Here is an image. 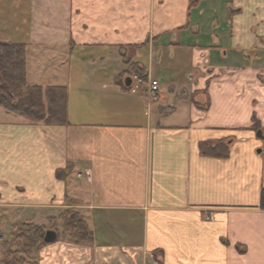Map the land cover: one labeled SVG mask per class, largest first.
<instances>
[{"label":"crops","instance_id":"0c3cea01","mask_svg":"<svg viewBox=\"0 0 264 264\" xmlns=\"http://www.w3.org/2000/svg\"><path fill=\"white\" fill-rule=\"evenodd\" d=\"M13 10L23 22L0 42L25 46L28 86L67 89V122L0 107V243L20 223L61 232L75 209L91 244L60 237L37 264H264V0ZM126 60L159 82L155 99L126 90ZM202 142L227 158L202 156Z\"/></svg>","mask_w":264,"mask_h":264},{"label":"trees","instance_id":"16d2710c","mask_svg":"<svg viewBox=\"0 0 264 264\" xmlns=\"http://www.w3.org/2000/svg\"><path fill=\"white\" fill-rule=\"evenodd\" d=\"M198 0H190V7ZM126 75H139L146 79L147 72L138 63L126 60ZM119 80V81H120ZM121 82V81H120ZM125 81H123V84ZM125 87V86H124ZM127 90V87H125ZM67 89L65 87L28 86L26 83V50L23 44L0 42V107L6 112L20 116L28 122L45 125H64L66 118ZM198 105V104H195ZM204 157L227 158L228 148L222 142H202L198 146ZM56 177L65 178L59 171ZM47 232L55 234V240L64 237L77 245H89L92 234L82 215L75 209L65 210L61 215V232L53 223L50 227L20 223L12 227L9 237L0 243L2 264H37L34 252L48 244Z\"/></svg>","mask_w":264,"mask_h":264},{"label":"rangeland","instance_id":"374dc122","mask_svg":"<svg viewBox=\"0 0 264 264\" xmlns=\"http://www.w3.org/2000/svg\"><path fill=\"white\" fill-rule=\"evenodd\" d=\"M216 2V1H215ZM14 4H16L17 6L19 5V0H0V17L3 19L4 22V29L6 30H2L0 31V41H9V39H13V35L18 34V32H16L14 30V28L16 26H18V24H20V22H23L24 17L19 15V18L16 17V10H13ZM8 7V10L6 11L3 7ZM20 7V6H19ZM17 9V8H16ZM20 10H22V12H24V8L22 9L20 7V9H17V11L19 12ZM5 12V15L2 14V12ZM196 13L193 12V18H195ZM2 26V24L0 25ZM2 28V27H1ZM165 79L163 80V83ZM12 231L11 229H8V232H6L4 234V237L7 238L9 236V232ZM34 256V255H33ZM1 257V256H0Z\"/></svg>","mask_w":264,"mask_h":264},{"label":"built area","instance_id":"2783aa9c","mask_svg":"<svg viewBox=\"0 0 264 264\" xmlns=\"http://www.w3.org/2000/svg\"><path fill=\"white\" fill-rule=\"evenodd\" d=\"M129 84L127 86L128 91L131 94H135L139 91H145L147 95L153 99L156 98V95L159 90V82L152 78H142L139 75H130L128 77ZM87 176V175H86ZM3 240V235L0 231V241Z\"/></svg>","mask_w":264,"mask_h":264},{"label":"water","instance_id":"95a60500","mask_svg":"<svg viewBox=\"0 0 264 264\" xmlns=\"http://www.w3.org/2000/svg\"><path fill=\"white\" fill-rule=\"evenodd\" d=\"M128 84H129V80H127L126 85H128ZM45 241L47 243H51V242L55 241V234L53 232H47L46 236H45Z\"/></svg>","mask_w":264,"mask_h":264}]
</instances>
